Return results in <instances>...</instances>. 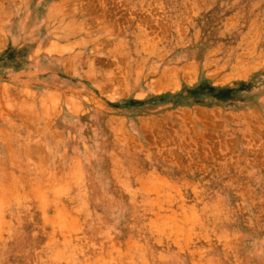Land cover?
I'll use <instances>...</instances> for the list:
<instances>
[{"label":"rangeland","instance_id":"obj_1","mask_svg":"<svg viewBox=\"0 0 264 264\" xmlns=\"http://www.w3.org/2000/svg\"><path fill=\"white\" fill-rule=\"evenodd\" d=\"M0 264H264V0H0Z\"/></svg>","mask_w":264,"mask_h":264}]
</instances>
